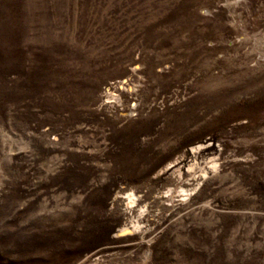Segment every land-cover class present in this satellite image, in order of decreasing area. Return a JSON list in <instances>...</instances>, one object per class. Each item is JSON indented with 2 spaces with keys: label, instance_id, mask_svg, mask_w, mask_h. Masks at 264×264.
Returning a JSON list of instances; mask_svg holds the SVG:
<instances>
[{
  "label": "rangeland",
  "instance_id": "obj_1",
  "mask_svg": "<svg viewBox=\"0 0 264 264\" xmlns=\"http://www.w3.org/2000/svg\"><path fill=\"white\" fill-rule=\"evenodd\" d=\"M0 264H264V0H0Z\"/></svg>",
  "mask_w": 264,
  "mask_h": 264
},
{
  "label": "bare ground",
  "instance_id": "obj_2",
  "mask_svg": "<svg viewBox=\"0 0 264 264\" xmlns=\"http://www.w3.org/2000/svg\"><path fill=\"white\" fill-rule=\"evenodd\" d=\"M121 87V86H120ZM129 87V86H128ZM108 97H111V95H108ZM112 99V98H111ZM113 100V99H112Z\"/></svg>",
  "mask_w": 264,
  "mask_h": 264
}]
</instances>
